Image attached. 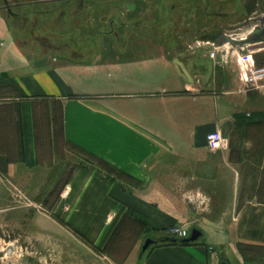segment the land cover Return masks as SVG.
<instances>
[{
    "label": "crops",
    "instance_id": "crops-1",
    "mask_svg": "<svg viewBox=\"0 0 264 264\" xmlns=\"http://www.w3.org/2000/svg\"><path fill=\"white\" fill-rule=\"evenodd\" d=\"M118 1L109 30L53 40L40 55L37 44L15 49L0 0V167L71 160L53 207L96 245L114 246L119 264H132L148 236L153 264H215L220 252L248 264L240 248L264 247V77L258 91L243 88L240 73L210 56L211 34L252 25L247 37L264 0ZM217 130L225 141L212 150L207 134ZM203 204L211 228L188 244L165 242Z\"/></svg>",
    "mask_w": 264,
    "mask_h": 264
},
{
    "label": "rangeland",
    "instance_id": "rangeland-1",
    "mask_svg": "<svg viewBox=\"0 0 264 264\" xmlns=\"http://www.w3.org/2000/svg\"><path fill=\"white\" fill-rule=\"evenodd\" d=\"M118 2L73 0L60 10L31 12L22 17L13 15L12 34L9 40L15 41L17 51L31 52L36 50L37 44L41 53L38 54L46 55L52 50L53 40L74 41L97 34L95 31L99 28L103 31L109 30L108 23L116 17L115 9ZM47 7L51 8L53 5ZM87 25H91V31L85 28ZM250 28L244 29L240 24L229 34L241 37ZM237 39L241 40L243 37ZM3 41L4 39L0 38V43ZM19 43L28 47L20 48ZM217 56L227 61L234 73H240L243 88L253 86L254 90L258 91L260 80L251 81L243 75L247 68L259 65V58L253 56L246 64L239 58L235 43H229L219 49ZM204 91H207L206 86ZM75 150L82 157L96 161L103 169L132 181L129 175L100 163L77 147ZM65 162L61 161L52 168L17 167L15 173L11 174L5 173L0 167V264H119L115 260L121 257L117 255L114 246L112 249L96 245L76 229L69 227L55 211L53 205L71 168L72 161ZM189 195L186 199L191 200L193 194ZM201 209L205 211L187 227L203 230L211 228V211L208 212L202 205ZM167 234H171V229ZM144 241L139 244L132 264H153L148 260L150 248L139 256ZM254 246L240 249L244 252L248 264H264V247ZM224 259L229 260L225 253L220 252L215 264H220Z\"/></svg>",
    "mask_w": 264,
    "mask_h": 264
},
{
    "label": "built area",
    "instance_id": "built-area-1",
    "mask_svg": "<svg viewBox=\"0 0 264 264\" xmlns=\"http://www.w3.org/2000/svg\"><path fill=\"white\" fill-rule=\"evenodd\" d=\"M232 37L233 36L231 35ZM245 36V35H244ZM244 36H241L239 38H242ZM226 45L225 43H222L220 45H217L215 42L213 43V49L210 52V56L212 58L217 57L218 50L223 48ZM254 50L249 49L248 44H237V52L239 55V58L244 61L246 64L249 63V61L253 58V52ZM251 70V71H250ZM250 71V72H249ZM247 79L253 81V80H260L264 77V66L263 65H253L250 69L247 68V71L244 72V75ZM225 141V137L223 133L220 130L217 131H211L207 134V144L210 149L215 150L218 149L223 145ZM200 198L199 196L197 197ZM191 231L186 226H174L171 228V234L176 237L185 238L190 235Z\"/></svg>",
    "mask_w": 264,
    "mask_h": 264
},
{
    "label": "water",
    "instance_id": "water-1",
    "mask_svg": "<svg viewBox=\"0 0 264 264\" xmlns=\"http://www.w3.org/2000/svg\"><path fill=\"white\" fill-rule=\"evenodd\" d=\"M5 1V6L9 9V11H11V7L15 4H19L18 3H10L9 0H4ZM21 3V2H20ZM211 39L217 44L220 45L222 43L225 42H233V43H237V44H248L249 49L254 50V54L253 56L257 59L259 58V56L261 55L260 50L262 48H264V25L262 27H258L256 26L248 35L247 37L238 40L235 37H232L226 33H222V32H218V33H212L211 34ZM202 234V230L197 228V227H193L191 229V233L188 237H185L184 241L185 242H194L196 241ZM172 241H175V239H173ZM156 242V240L151 237L148 236L143 245H142V251L140 253V257L143 253V251H145L146 249L149 248V246ZM220 264H229L228 260L224 259L220 262Z\"/></svg>",
    "mask_w": 264,
    "mask_h": 264
},
{
    "label": "trees",
    "instance_id": "trees-1",
    "mask_svg": "<svg viewBox=\"0 0 264 264\" xmlns=\"http://www.w3.org/2000/svg\"><path fill=\"white\" fill-rule=\"evenodd\" d=\"M73 0H46V1H42V2H24V3H19V4H15L11 7V15L16 16V15H29V13H33V12H47L50 10H57V9H61L64 6H66V4H69L70 2H72ZM81 2H84L85 0H80ZM48 5H53V7L49 8L47 7ZM83 5V4H81ZM99 160V159H97ZM116 170V169H115ZM122 174H126L123 171H118ZM127 175V174H126ZM165 242L168 243H181V244H188L190 242H185L184 239L185 238H180V237H176L173 235H165ZM173 239H175V241H172Z\"/></svg>",
    "mask_w": 264,
    "mask_h": 264
},
{
    "label": "flooded vegetation",
    "instance_id": "flooded-vegetation-1",
    "mask_svg": "<svg viewBox=\"0 0 264 264\" xmlns=\"http://www.w3.org/2000/svg\"><path fill=\"white\" fill-rule=\"evenodd\" d=\"M264 25V19H261L259 24L257 25L258 27H262Z\"/></svg>",
    "mask_w": 264,
    "mask_h": 264
},
{
    "label": "bare ground",
    "instance_id": "bare-ground-1",
    "mask_svg": "<svg viewBox=\"0 0 264 264\" xmlns=\"http://www.w3.org/2000/svg\"><path fill=\"white\" fill-rule=\"evenodd\" d=\"M263 50V49H262Z\"/></svg>",
    "mask_w": 264,
    "mask_h": 264
}]
</instances>
